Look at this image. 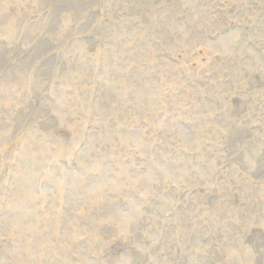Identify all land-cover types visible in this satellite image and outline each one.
Returning a JSON list of instances; mask_svg holds the SVG:
<instances>
[{
    "label": "rangeland",
    "instance_id": "rangeland-1",
    "mask_svg": "<svg viewBox=\"0 0 264 264\" xmlns=\"http://www.w3.org/2000/svg\"><path fill=\"white\" fill-rule=\"evenodd\" d=\"M263 178L264 0H0V264H264Z\"/></svg>",
    "mask_w": 264,
    "mask_h": 264
},
{
    "label": "bare ground",
    "instance_id": "bare-ground-1",
    "mask_svg": "<svg viewBox=\"0 0 264 264\" xmlns=\"http://www.w3.org/2000/svg\"><path fill=\"white\" fill-rule=\"evenodd\" d=\"M44 4V3H43ZM27 8V7H26ZM25 8V9H26ZM23 9V8H22ZM44 9V8H43ZM41 11V10H40ZM33 12V11H32ZM2 16V15H1ZM67 17V16H66ZM36 19V18H35ZM13 25V24H12ZM59 26V25H58ZM139 31V30H138ZM22 33V32H21ZM25 36V35H24ZM21 38V37H20ZM156 40V39H155ZM19 41V40H18ZM154 41V40H153ZM9 42V41H8ZM11 43V42H10ZM161 43V42H160ZM23 45V44H22ZM168 49V48H167ZM79 60V59H78ZM85 60V59H84ZM80 61V60H79ZM248 70V69H247ZM247 72V71H246ZM261 73V72H260ZM85 78V77H84ZM217 80V79H216ZM261 80V79H260ZM127 81V80H126ZM83 86V85H82ZM221 86V85H220ZM248 88V87H247ZM230 89V88H229ZM220 90V89H219ZM223 90V89H222ZM81 91V90H80ZM251 91V90H250ZM129 92V91H128ZM11 93H13V92H11ZM15 93H16V91H15ZM219 93V92H218ZM14 94V93H13ZM221 94V93H220ZM78 95V94H77ZM217 96V95H216ZM249 98V97H248ZM261 98V97H260ZM260 100V99H259ZM258 100V101H259ZM205 103V102H204ZM251 106V105H250ZM21 108V107H20ZM77 128V127H76ZM257 146V145H256ZM253 148V147H252ZM261 148V147H260ZM232 150V149H231ZM255 152V151H254ZM248 161V160H247ZM253 162V161H252ZM260 162V161H259ZM251 167H253V166H251ZM223 169V168H222ZM239 169V168H238ZM243 169V168H242ZM239 179V178H238ZM264 179V178H263ZM264 182V181H263ZM243 186V185H242ZM238 189V188H237ZM251 198V197H250ZM226 218V217H225ZM231 218V217H230ZM219 219V218H218ZM222 220V219H221ZM240 220V219H239ZM101 221V220H100ZM233 221V220H232ZM264 221V220H263ZM223 225V224H222ZM202 226V225H201ZM198 228V227H197ZM234 229V228H233ZM216 232V231H215ZM220 232V231H219ZM218 232V233H219ZM221 236V235H220ZM101 237V236H100ZM148 237V236H147ZM224 238V237H223ZM216 240V239H215ZM248 240V239H247ZM217 242H218V240H217ZM71 243V242H70ZM236 243V242H235ZM72 246V245H71ZM98 247V246H97ZM101 248V247H100ZM76 249V248H75ZM102 249V248H101ZM129 249V248H128ZM150 250V249H149ZM133 252V251H132ZM138 252V251H137ZM96 253V252H95ZM61 254V253H60ZM99 254V253H98ZM103 254V253H102ZM74 255V254H73ZM242 255V254H241ZM246 255V254H245ZM247 255H248V253H247ZM133 256V255H132ZM96 257V256H95ZM137 258H139V256H136ZM141 257V256H140ZM143 258V257H142ZM167 258V257H166ZM251 258V257H250ZM170 258H167L166 260H169ZM181 260V259H180ZM229 261V260H228ZM53 264V263H52ZM182 264V263H181Z\"/></svg>",
    "mask_w": 264,
    "mask_h": 264
}]
</instances>
